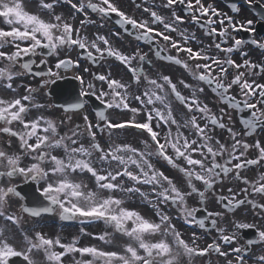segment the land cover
Segmentation results:
<instances>
[{
	"label": "snow or ice",
	"instance_id": "6c2138e0",
	"mask_svg": "<svg viewBox=\"0 0 264 264\" xmlns=\"http://www.w3.org/2000/svg\"><path fill=\"white\" fill-rule=\"evenodd\" d=\"M252 24L218 0H0V264H264V39L234 35ZM68 73L79 91L58 103Z\"/></svg>",
	"mask_w": 264,
	"mask_h": 264
},
{
	"label": "flooded vegetation",
	"instance_id": "af4514ba",
	"mask_svg": "<svg viewBox=\"0 0 264 264\" xmlns=\"http://www.w3.org/2000/svg\"><path fill=\"white\" fill-rule=\"evenodd\" d=\"M38 59V58H37ZM174 71H175V69H173ZM209 92H210V89H209ZM209 101H210V103H209V106L211 107L213 104H218L219 102L214 98V94L212 95V96H209ZM215 110V109H214ZM244 114L243 113H236L235 114V117H236V119L237 120H239L240 118H241V116H243ZM78 122H79V120H78ZM159 163V165L160 166H162V167H167V165H166V163L164 162V161H159L158 162ZM250 175H251V173H250ZM27 182H32V181H27ZM21 183H25V182H23V178H21L20 180H17L16 181V184H21ZM226 183H228V182H226ZM232 183H235V181H232L231 183H228V186H232ZM37 188H38V186H37ZM218 191H220V189H218ZM224 191L226 192V189H224ZM246 215V214H245ZM247 222H250V223H252V222H254V223H257V224H259L260 223V218L259 217H256L255 219H253V217H251V216H247ZM209 229V228H208ZM211 229V228H210ZM214 231L213 232H210L209 233V235L208 236H206V237H203V239H207V240H209V242L211 241V239H213L214 238ZM241 243H243V240H241Z\"/></svg>",
	"mask_w": 264,
	"mask_h": 264
}]
</instances>
